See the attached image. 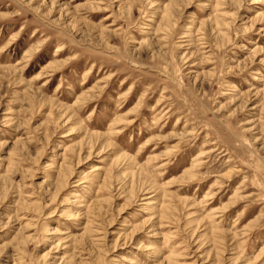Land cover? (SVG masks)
I'll list each match as a JSON object with an SVG mask.
<instances>
[{
	"label": "rangeland",
	"instance_id": "rangeland-1",
	"mask_svg": "<svg viewBox=\"0 0 264 264\" xmlns=\"http://www.w3.org/2000/svg\"><path fill=\"white\" fill-rule=\"evenodd\" d=\"M0 264H264V0H0Z\"/></svg>",
	"mask_w": 264,
	"mask_h": 264
}]
</instances>
